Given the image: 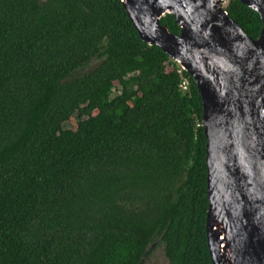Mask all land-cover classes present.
<instances>
[{
    "label": "trees",
    "instance_id": "obj_1",
    "mask_svg": "<svg viewBox=\"0 0 264 264\" xmlns=\"http://www.w3.org/2000/svg\"><path fill=\"white\" fill-rule=\"evenodd\" d=\"M223 8L259 37L257 12ZM202 112L121 0H0V264H144L156 241L213 264Z\"/></svg>",
    "mask_w": 264,
    "mask_h": 264
},
{
    "label": "water",
    "instance_id": "obj_2",
    "mask_svg": "<svg viewBox=\"0 0 264 264\" xmlns=\"http://www.w3.org/2000/svg\"><path fill=\"white\" fill-rule=\"evenodd\" d=\"M226 0H121L148 45L194 80L206 136V236L213 264H264V0H239L260 15L249 37ZM172 14L179 34L161 24Z\"/></svg>",
    "mask_w": 264,
    "mask_h": 264
},
{
    "label": "rangeland",
    "instance_id": "obj_3",
    "mask_svg": "<svg viewBox=\"0 0 264 264\" xmlns=\"http://www.w3.org/2000/svg\"><path fill=\"white\" fill-rule=\"evenodd\" d=\"M96 62H97L96 60L92 61L87 68L80 71V74L88 71L90 67L93 66ZM64 127L69 128L70 123L69 122L65 123ZM144 264H168L167 258L164 253V247L160 243V241H156L151 245V248L149 249V253L144 260Z\"/></svg>",
    "mask_w": 264,
    "mask_h": 264
},
{
    "label": "built area",
    "instance_id": "obj_4",
    "mask_svg": "<svg viewBox=\"0 0 264 264\" xmlns=\"http://www.w3.org/2000/svg\"><path fill=\"white\" fill-rule=\"evenodd\" d=\"M183 88H186V86H185V85H183Z\"/></svg>",
    "mask_w": 264,
    "mask_h": 264
}]
</instances>
